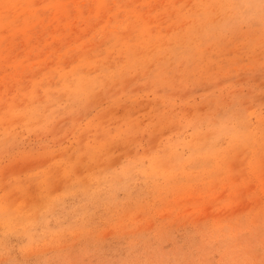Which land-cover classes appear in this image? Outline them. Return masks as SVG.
Returning a JSON list of instances; mask_svg holds the SVG:
<instances>
[{"label": "rangeland", "instance_id": "1", "mask_svg": "<svg viewBox=\"0 0 264 264\" xmlns=\"http://www.w3.org/2000/svg\"><path fill=\"white\" fill-rule=\"evenodd\" d=\"M0 264H264V0H0Z\"/></svg>", "mask_w": 264, "mask_h": 264}]
</instances>
